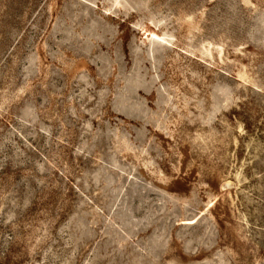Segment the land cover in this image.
Here are the masks:
<instances>
[{"label": "rangeland", "instance_id": "1", "mask_svg": "<svg viewBox=\"0 0 264 264\" xmlns=\"http://www.w3.org/2000/svg\"><path fill=\"white\" fill-rule=\"evenodd\" d=\"M0 264H264V0H0Z\"/></svg>", "mask_w": 264, "mask_h": 264}]
</instances>
